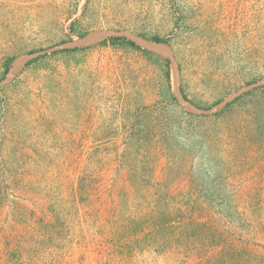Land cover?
<instances>
[{"label":"rangeland","instance_id":"374dc122","mask_svg":"<svg viewBox=\"0 0 264 264\" xmlns=\"http://www.w3.org/2000/svg\"><path fill=\"white\" fill-rule=\"evenodd\" d=\"M108 29L202 108L264 78V0H0V80ZM0 264H264V87L201 115L126 42L35 59L0 88Z\"/></svg>","mask_w":264,"mask_h":264},{"label":"water","instance_id":"95a60500","mask_svg":"<svg viewBox=\"0 0 264 264\" xmlns=\"http://www.w3.org/2000/svg\"><path fill=\"white\" fill-rule=\"evenodd\" d=\"M109 38H124L133 42L136 46L143 50L158 54L170 63L171 75H172V89L176 100L188 111L201 114L210 115L223 110L228 104L232 103L238 97L244 93L259 87H264V78L258 79L246 86L241 87L237 91L231 93L229 96L212 106L211 108H202L185 97L181 87V75L179 64L176 60L175 54L172 48L164 43L153 39L145 38L140 35H136L127 30H98L91 32L87 35L73 38L69 41L51 46L46 49L38 50L31 53H25L17 56L10 64L7 73L3 79L0 80V88L9 85L15 79L16 75L28 65L29 62L42 57L46 54L54 52L72 50L78 48H87L98 43H101Z\"/></svg>","mask_w":264,"mask_h":264},{"label":"trees","instance_id":"16d2710c","mask_svg":"<svg viewBox=\"0 0 264 264\" xmlns=\"http://www.w3.org/2000/svg\"><path fill=\"white\" fill-rule=\"evenodd\" d=\"M110 40L113 41V42H116V41L126 42V43L130 44L131 46H133V47H135V48H137V49L143 50V49H141L140 47L136 46L133 42L128 41V40H125V39H123V38H110ZM153 40H156V41L162 42V39H160L159 37L153 38ZM33 61H35V60H33ZM33 61L29 62L28 65L31 64ZM7 69H8V68H7ZM7 69H6V71H7ZM185 97L187 98L186 95H185ZM228 105H229V104H228Z\"/></svg>","mask_w":264,"mask_h":264}]
</instances>
